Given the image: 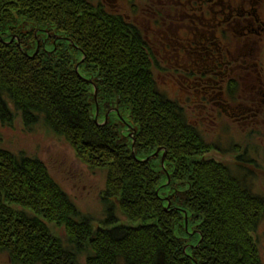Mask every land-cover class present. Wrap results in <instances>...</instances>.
Listing matches in <instances>:
<instances>
[{
	"label": "trees",
	"instance_id": "obj_1",
	"mask_svg": "<svg viewBox=\"0 0 264 264\" xmlns=\"http://www.w3.org/2000/svg\"><path fill=\"white\" fill-rule=\"evenodd\" d=\"M89 11L0 0V127L61 138L105 180L96 227L39 156L0 138V252L13 264H263L264 200L204 158L214 148L158 92L132 37L92 27Z\"/></svg>",
	"mask_w": 264,
	"mask_h": 264
},
{
	"label": "flooded vegetation",
	"instance_id": "obj_2",
	"mask_svg": "<svg viewBox=\"0 0 264 264\" xmlns=\"http://www.w3.org/2000/svg\"><path fill=\"white\" fill-rule=\"evenodd\" d=\"M75 1L90 10L85 16L92 27H118L132 37L158 92L177 105L188 126L197 129L189 118L191 109L198 111L202 121L215 120L219 125L231 120L240 128L264 116L262 88L242 98L243 83L249 77L245 72L254 70L261 76L264 69V0ZM41 32L52 39L48 30ZM39 43L46 46L47 39ZM159 81L172 86L169 93L182 94L183 99L168 97ZM179 86V92L175 91ZM136 134L129 132L133 140ZM248 158L246 150L237 156V163L253 162Z\"/></svg>",
	"mask_w": 264,
	"mask_h": 264
},
{
	"label": "rangeland",
	"instance_id": "obj_3",
	"mask_svg": "<svg viewBox=\"0 0 264 264\" xmlns=\"http://www.w3.org/2000/svg\"><path fill=\"white\" fill-rule=\"evenodd\" d=\"M245 73L249 77L243 83L242 98L248 99L256 95L260 88L264 90V69L261 70L260 77L254 70L250 72L247 70ZM158 84L168 97L179 101L183 99L182 94L175 96L169 93L174 89L172 86L164 85L162 81ZM179 90L180 86L175 89L177 92ZM256 103H259V99ZM193 110H189L188 113L191 123L197 127L209 145L213 148L219 146V149L211 150L204 158L229 166L238 180L243 182L254 195L264 200V116L260 114L253 121L252 126L240 128L228 119V122L223 120L219 125L215 124V120L202 121L198 111ZM0 138L2 146L14 153L24 152L31 156H39L79 209L96 221V227L99 225L98 221L104 218V206L101 200L105 189L104 177L100 173L91 172L82 164L64 140L40 128L30 133L19 119L13 128L0 127ZM234 149L237 152H234ZM246 150L249 156L247 160L253 162H242L244 164L241 166L240 162L237 163V156ZM123 224L132 225L128 220H123ZM255 239L259 244L260 256L264 264V216L257 228ZM0 264L13 263L6 253L0 252Z\"/></svg>",
	"mask_w": 264,
	"mask_h": 264
},
{
	"label": "water",
	"instance_id": "obj_4",
	"mask_svg": "<svg viewBox=\"0 0 264 264\" xmlns=\"http://www.w3.org/2000/svg\"><path fill=\"white\" fill-rule=\"evenodd\" d=\"M78 67L79 66H77V71H78ZM97 93H98V90L96 89V91H95V98L97 99ZM107 118H108V115H107ZM134 147V146H133ZM160 151V150H159ZM159 151H158V153H159ZM133 155H135V153H133ZM165 155L163 156V159H162V164H164V162H165ZM169 207H170V205H169Z\"/></svg>",
	"mask_w": 264,
	"mask_h": 264
}]
</instances>
